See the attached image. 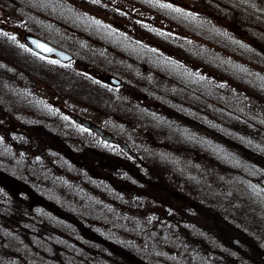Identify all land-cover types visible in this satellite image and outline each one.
<instances>
[{"label":"rangeland","instance_id":"374dc122","mask_svg":"<svg viewBox=\"0 0 264 264\" xmlns=\"http://www.w3.org/2000/svg\"><path fill=\"white\" fill-rule=\"evenodd\" d=\"M176 1L0 0V20L9 27L0 33V93L13 92L18 68H25L18 58L22 34L33 32L79 50L86 62L94 61L90 50L102 51L110 61L99 70L162 107L130 117L129 103L99 107L84 100L79 112L132 139L138 158H130L55 106H1L0 264H264V0H214L213 24L233 23L216 31L207 18L177 28ZM113 9L132 18L124 20L126 31L145 23L186 44L159 42L162 63L144 61L141 47L108 18ZM97 22L128 41L98 45L90 34ZM24 53L37 61V71L54 64L50 97L60 101L61 65ZM95 81L119 98V89Z\"/></svg>","mask_w":264,"mask_h":264},{"label":"flooded vegetation","instance_id":"af4514ba","mask_svg":"<svg viewBox=\"0 0 264 264\" xmlns=\"http://www.w3.org/2000/svg\"><path fill=\"white\" fill-rule=\"evenodd\" d=\"M179 1L180 3L178 1H176L177 3L174 2L177 10H175V13H172L174 15V20L176 22L177 28H179V26L180 27L187 26L189 28L190 27L189 24L191 25V27H197V24H200L201 23L200 21L203 18H207L206 23L209 25L208 29L214 30V31L217 30L216 26L218 27V25L220 24L222 25V28L226 30L229 29L230 26L233 24V23H230L228 20H226L225 22H222L221 20L219 24H217V22L216 24H213V14H216L214 10L215 9L216 11L218 10V8L215 7L214 9L212 7L214 0H191L188 4L184 2V0H182L184 3L181 0ZM146 3L148 4V1ZM155 8H158V7H155ZM81 9H84V10L92 9L95 12L94 14H98L99 12L102 13L106 10L105 7H94V8L93 7H81ZM92 10H87V11H92ZM117 10L113 9V11L110 12L108 18H111L110 20H113L114 22L113 26L115 28L121 31H125V33H127L126 37H130L129 39L134 41V42L130 41L131 44L138 45L141 47V49H139L140 57L144 61H148L152 59L151 61L155 60L156 63L158 64L162 63V55H160V53H165V51L162 48H160L159 42L161 44H163V42L164 43L170 42L169 44L172 43V44H175L177 47H181V48H183L184 45L186 44L183 38L182 40L179 39L180 41L177 38L176 43H174L173 39L172 40L166 39L163 30L156 31L155 30L156 28L153 29L150 27V25H146L145 23L142 24L141 27L139 24H136L135 27L131 26L132 28L126 31L124 29V25L126 24L124 20L126 22L130 21L128 23H131L132 18L128 16H121V15H124V13L119 11L120 12L119 14ZM2 13L6 18L22 23V21H18L12 18L11 16H9V13L16 15L15 13L8 11L6 9H2ZM186 14H190L193 17L187 19ZM115 19H118V20H115ZM206 23L203 22V25H206ZM213 25L215 28L213 27ZM107 26L108 24L106 23L102 24L101 22H97L96 28H93L94 30L91 29L90 34L96 37L94 42H96L98 45L102 46L103 44L107 43L108 45H104L105 47H115L121 44L122 42L128 41L126 38H117L118 37L117 35L119 34H117L115 31H113V33H115L116 35L113 33L108 34V32L105 31L107 29L106 28ZM7 31H9V27L5 25L4 23H2V21L0 20V33H5ZM14 31L16 33H21L20 28H15ZM238 32L240 33V31H236V34H238V36H240L241 38L242 35H240L241 33L239 34ZM26 33L35 34L33 32H24L22 34V38L24 34ZM152 38L154 40H152ZM206 39H208L207 34H206ZM67 40L70 43L75 42V40H69V39ZM228 40L229 39H226V41ZM87 41H90V38ZM193 42L197 44H201L198 41H193ZM193 42L191 45H193ZM52 44L59 47L58 45L54 43ZM74 44L78 45V43H74ZM149 47H155L158 50L156 51L157 53L150 52ZM59 48L67 52L71 56V58L67 59L64 62L59 63L58 61H56V59L52 57L48 58V57H43L37 54L35 51L28 48L24 43V46L20 48L21 55H19L18 58L21 60V63L22 62L24 63L25 68L23 69H21L20 67L18 68L19 73L16 74L15 76L16 81L14 82L13 92L11 94L3 92V91H2L3 93H0V98H1L0 108L3 105L7 107L11 103L14 105V107L18 106L17 108H19V110L20 109L21 110L37 109L39 111H45L48 106L50 107L55 106V108H58L60 110V107H63L67 109L68 111L80 116L81 118L85 120L90 121L96 126L118 137L123 142L128 143L131 149L135 151L130 143V141L132 140L130 137L124 138L121 135L116 134L114 131L108 129L106 126L102 125L99 121L95 120L93 117L89 115H85V113L79 112L78 110H80L81 105L85 104V101L92 102V103L97 102V104L95 105H98L99 107L105 106V105H109L110 107H112L117 103V101H123L124 103H129V104H126L128 105L129 108L127 109L126 107L124 108L127 111V112L125 111L127 116H130V117L137 116L135 112H139V116L142 117V116H146L147 114L149 115V111H150L149 108L156 107L159 110L160 104L159 103L153 104L154 102H150V100L148 99V95L145 94V92L138 91L137 87L135 88L133 86L126 85V83L122 79L114 75L113 72L108 73V72H102L101 70H99L97 65H101L102 64L100 63L101 61H106V60L110 61L108 56L101 54L102 51H97L95 49L90 50L89 53L91 54V57L94 58V59L92 58L94 61L86 62L83 60L81 56L78 55L79 50H75V51L71 50L70 52L64 48H61V47ZM24 52L26 53L31 52L32 54H34V56H37L43 59H48L51 61L55 60L56 61L55 63L57 65H61L62 72H59L58 76L60 75V85H61L60 90L63 91V95L61 96L60 101H62L63 103L62 102L59 103L60 101L53 100V98L50 97L51 88H52V84H51L52 76L51 75L54 74L52 70L53 68L52 65L54 64L49 62V64L45 66L46 67L45 71L43 70L37 71V61L33 59L34 57H30L28 56V54H25ZM144 69H147V66H145ZM21 75L23 76L22 80L20 78ZM112 76L119 79L120 83L118 85H115L110 81L109 78ZM41 78L45 79L46 81L45 82L46 87L44 89L45 93L39 92V87L41 86H37L38 85L37 82L42 81ZM94 79L104 82L109 86L111 85L112 88L119 89L121 91L119 94L120 96H118L119 98H117L116 93L110 94L107 92L106 89H104L108 93L106 94V92L100 89L99 84ZM46 92L49 93L48 96H46ZM67 101H68V104H67ZM160 109H162V107ZM101 113H104V112L101 111ZM63 115L68 117L70 121L77 123L74 119L70 118L67 115V113L65 114L63 113ZM115 116L117 115L115 114ZM134 120L138 121V123L145 122L144 121L145 119H140V118L138 119L137 118L135 119L127 118V120H124V122L134 121ZM108 123H111L112 127L113 125H115V119L113 118V115H111V120L109 119ZM138 123H135V124L138 125ZM77 124L83 127L84 129L90 131L93 135H95L97 139L101 140L100 137H98L92 130L85 128L83 125L79 123ZM20 126H23V125H20ZM122 131L127 132L125 129H123ZM45 140H46L45 138H40V142L45 141ZM80 156L87 157V155H83V154H81ZM128 156L132 158L130 155ZM135 158H138V154H137V157ZM83 167L88 169V165H84ZM129 169L133 170L136 168L130 166ZM144 182L148 183V180H144ZM157 187L160 189L166 190V191L168 190V188L165 189V187L160 186V184H157Z\"/></svg>","mask_w":264,"mask_h":264},{"label":"water","instance_id":"95a60500","mask_svg":"<svg viewBox=\"0 0 264 264\" xmlns=\"http://www.w3.org/2000/svg\"><path fill=\"white\" fill-rule=\"evenodd\" d=\"M9 16H11L12 18H15L17 20H21L20 17L13 15L11 13H9ZM24 41L26 42V44L33 50L37 51L38 53H40L41 55L44 56H54L57 59H59L60 61H66L67 59H70L71 56L66 53L65 51L56 48L55 46H53L52 44L48 43L47 41L31 34V33H26L24 35ZM110 81L116 85H118L120 83V81L115 78V77H110L109 78ZM60 109L67 113L71 118L75 119L77 122L83 124L84 126H86L87 128H90L91 130H93L97 135H99L103 140L112 143V144H116L119 145L124 151L132 154L133 156H135V154L131 151L130 147L128 146V144L122 142L120 139L116 138L115 136H113L112 134L104 131L103 129H101L100 127L96 126L95 124L91 123L88 120H85L83 118H81L80 116L68 111L67 109L60 107Z\"/></svg>","mask_w":264,"mask_h":264}]
</instances>
